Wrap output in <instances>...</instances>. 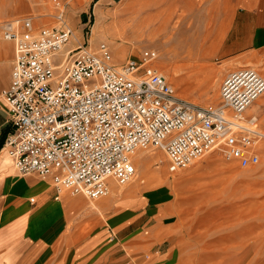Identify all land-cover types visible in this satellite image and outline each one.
I'll list each match as a JSON object with an SVG mask.
<instances>
[{"label":"built area","instance_id":"built-area-1","mask_svg":"<svg viewBox=\"0 0 264 264\" xmlns=\"http://www.w3.org/2000/svg\"><path fill=\"white\" fill-rule=\"evenodd\" d=\"M55 7V25L35 28L31 17L0 22L14 51L0 92L12 124L2 149L18 175L95 200L111 182L131 180L138 150H163L170 172L214 150L243 167L258 163L264 134L257 116L245 114L264 93L254 67L228 72L219 102L200 104L177 95L155 66V49L117 64L106 42L68 45L72 30L60 2Z\"/></svg>","mask_w":264,"mask_h":264},{"label":"rangeland","instance_id":"rangeland-1","mask_svg":"<svg viewBox=\"0 0 264 264\" xmlns=\"http://www.w3.org/2000/svg\"><path fill=\"white\" fill-rule=\"evenodd\" d=\"M57 1L72 30L68 45L95 47L106 42L117 64L138 56L142 49H155L156 68L180 97L200 104L218 103L222 79L243 65L264 76V46L235 56L224 51L233 14L243 6L258 8L260 0H0V22L31 17L35 28L55 25ZM100 19H106L103 28L96 26ZM177 21L183 36L193 43L190 58L175 44ZM251 106L245 114L257 116L264 134V93ZM257 151L258 163L246 167L214 150L186 168L170 172L163 150H139L146 172L158 175L140 179L133 189L132 179L123 185L114 183L115 187L110 186L107 195L97 200L112 194L128 199L140 196L144 208L137 206L128 212L126 217L134 219V225L121 236L132 227L144 234L149 226H159L155 249L168 245V255L153 258L155 264H264V137ZM136 158L132 159L137 177L144 169ZM146 241L144 234L139 242ZM139 253L152 251L145 247Z\"/></svg>","mask_w":264,"mask_h":264},{"label":"crops","instance_id":"crops-1","mask_svg":"<svg viewBox=\"0 0 264 264\" xmlns=\"http://www.w3.org/2000/svg\"><path fill=\"white\" fill-rule=\"evenodd\" d=\"M260 4L233 14L226 32L228 56L264 46V1ZM13 56V43L0 32V92L9 82ZM11 131L0 96V264H155L153 258L168 255V245L155 249L159 226L147 228L145 244L139 242L140 229L121 236L134 225L128 212L144 208L140 196L112 194L91 203L83 195L57 193L49 179L18 175L2 149ZM145 247L152 253L140 254Z\"/></svg>","mask_w":264,"mask_h":264},{"label":"bare ground","instance_id":"bare-ground-1","mask_svg":"<svg viewBox=\"0 0 264 264\" xmlns=\"http://www.w3.org/2000/svg\"><path fill=\"white\" fill-rule=\"evenodd\" d=\"M100 10V9H99ZM100 13H101V11H99ZM102 14V13H101ZM104 15H105V13H103ZM107 15L106 16H110L108 13H106ZM102 17V16H101ZM107 18V17H106ZM114 18V17H113ZM106 20V19H105ZM104 19H100L98 22H97V24H96V26L99 28V27H102L103 28V26H104V21H105ZM114 20L116 21V23H118V22H120V20H119V18H114ZM176 23V22H175ZM177 26H176V28H179V33H178V36H177V40H175V44H177L178 46H180V48H182L183 49V56H185V57H188V58H190L194 53H193V51H192V42H189V40H187V38L186 37H184L183 35V31L184 30H182V27H180V26H178L179 25V23H180V21L178 22L177 21ZM95 24V23H94ZM175 27V26H174ZM174 27H172V29H174ZM94 29H95V27H94ZM112 30V29H111ZM73 37L75 38V39H78L76 36H75V34L73 35ZM166 38H168L167 37V35L165 36V39ZM170 41V40H169ZM166 42V41H165ZM239 64H242V63H239ZM238 64V65H239ZM163 74V73H162ZM169 75V74H168ZM167 75V76H168ZM169 78V77H168ZM175 80V79H174ZM176 81V80H175ZM211 91V90H210ZM213 92V91H212ZM212 94H210L209 96H211ZM207 98L209 99L210 97H208L207 96ZM193 101H194V99H193ZM256 107H257V104H256ZM252 106L251 107H249L248 109H247V111L249 112V111H251L252 110ZM139 151V150H138ZM138 151H136L135 152V154H134V159L136 158V163H138L139 165H142V167H143V172H142V174L141 175H137V177L135 176L136 174H137V172L135 173V175L131 178L132 180H133V184H132V188H134L135 186H137V184H138V182L140 181V179H143V178H152V177H155V176H157L158 174L157 173H159V172H146V169H147V165L145 164V158L140 154V153H138ZM145 164V165H144ZM163 169H164V166H163V168L161 167L160 168V173H161V171H163ZM169 171V170H168ZM141 172V171H140ZM174 175V174H173ZM161 177V176H160ZM164 179V178H163ZM176 183V182H175ZM180 183V182H179ZM112 185H114V187H115V184H114V182H111V188H112ZM180 185V184H179ZM172 187V186H171ZM116 189H118V188H116ZM114 191H115V189H114ZM117 191H120L119 189L117 190ZM260 224V223H259ZM258 224V225H259ZM261 224H263V223H261ZM257 225V226H258ZM260 230V229H259ZM262 231V230H261ZM264 231V230H263ZM260 232V231H259ZM233 236V235H232Z\"/></svg>","mask_w":264,"mask_h":264}]
</instances>
